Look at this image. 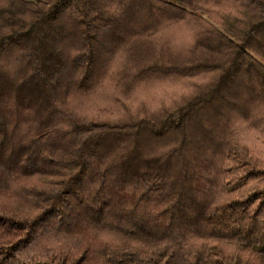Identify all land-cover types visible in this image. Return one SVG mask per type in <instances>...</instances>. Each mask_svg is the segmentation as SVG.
Instances as JSON below:
<instances>
[{"label": "trees", "instance_id": "1", "mask_svg": "<svg viewBox=\"0 0 264 264\" xmlns=\"http://www.w3.org/2000/svg\"><path fill=\"white\" fill-rule=\"evenodd\" d=\"M0 264H264V0H0Z\"/></svg>", "mask_w": 264, "mask_h": 264}, {"label": "rangeland", "instance_id": "2", "mask_svg": "<svg viewBox=\"0 0 264 264\" xmlns=\"http://www.w3.org/2000/svg\"><path fill=\"white\" fill-rule=\"evenodd\" d=\"M213 10L216 9L213 8ZM192 25L193 24L191 23L181 24L180 30L177 31L176 33L178 35L177 41L180 46L182 47H185L186 45L188 46L187 34H185V30H187V28H191ZM118 68L119 66L117 64V69ZM199 78H194V80L195 81L196 79L200 80ZM109 80L110 79H106L105 81H103L100 84V87L96 90L95 94L88 101L83 103L82 106L79 107L78 110L80 114L87 117H92V118L95 117L97 119L98 118L104 119V117L115 118V117H119L122 114H125L126 110L128 109L129 111H133L135 113L132 115L136 116L138 112L142 113L143 110H148V109L157 110L158 108H161V106H169L170 105L169 102L175 98L177 99L179 94L181 93L183 94L184 92H190L189 90H185L184 88H182V87L189 88L186 85L181 86V84H179L181 87L174 88L180 82H176V81L160 82V83H156L159 85L157 86L155 95L153 97L152 90L150 89H154V88L150 86L149 89L144 85L146 84L152 85L154 83H141V85H135L137 86L136 92L132 91V93H130V95L127 98H125V101L132 103V105L128 108H121L120 102H115L113 99V92L115 86L114 83H111L112 81L108 82ZM190 89H192V86ZM107 104L111 105L110 107H107L108 110L103 109V106ZM141 104H145L150 108L145 106L142 107ZM115 105L117 106L115 107ZM129 115H131V113ZM143 115L144 114L137 116H143ZM121 117H126V116H121ZM236 134H237V129H236ZM239 136L244 141L249 138L246 135L245 131L242 129H239Z\"/></svg>", "mask_w": 264, "mask_h": 264}]
</instances>
